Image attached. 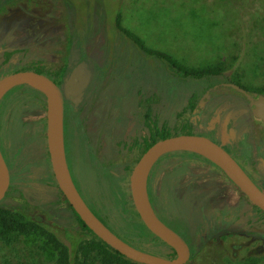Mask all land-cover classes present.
Segmentation results:
<instances>
[{
    "label": "rangeland",
    "instance_id": "obj_1",
    "mask_svg": "<svg viewBox=\"0 0 264 264\" xmlns=\"http://www.w3.org/2000/svg\"><path fill=\"white\" fill-rule=\"evenodd\" d=\"M66 1L72 6L69 12L73 18L70 25L72 35L79 42L80 39L88 40L85 43L88 61L85 65L82 63L80 69L92 71L93 65L107 66L120 60L119 69L111 73L112 78L106 79L111 82L96 86L97 91L100 89L99 92H102L99 94L101 99L96 100L94 153L101 165L112 167L109 172L114 173L115 177L109 178L100 167L97 172L90 166L82 165V169L77 168V173L74 172L73 162L78 146L69 143L66 145V156L72 179L77 183V177L81 188L94 201L96 209L113 231L121 233L124 224L129 222L139 233V241L144 243V239H148L156 243L131 209L128 215L120 213L114 202L115 193L120 192L121 196L124 190L128 193L130 168L124 179H119V176L123 175L124 164L129 163L131 167L134 163L129 146L138 130L134 125L140 120L138 101L140 96L145 99L153 94L151 98H154V106L150 119L171 125L185 102L182 99L179 102L180 96L203 84L175 83L178 80L176 77L168 82L170 76L167 73L151 61L144 60L143 94L136 96L133 94L136 85L127 88L124 82H119L116 93L117 96L121 95V104L114 107L111 93L116 90L113 88L116 79L131 61L133 63L128 73L134 72L136 59L139 63L142 57L138 58L139 53H136L130 41L114 32L113 21L117 18V25L144 48L169 56L181 68L195 72L218 69L226 77L242 78L240 81L245 85L264 90V0H58L56 5L50 0H34L21 8L15 6L0 12V42L13 38L9 45L22 49L18 54L20 58L55 62L56 50L61 48L56 39L61 35L66 38L70 33L65 22L68 16L64 5ZM55 15L56 20L53 19ZM73 54L74 51L71 52ZM12 55L18 57L14 53ZM2 58L0 56V61ZM96 70L98 74L102 73L100 69ZM213 83H222V80H213ZM138 86L141 87V84ZM170 90L171 95L166 94ZM43 115V108L27 98L23 89L14 93L2 123L5 144L9 148L15 146L17 135ZM119 116L131 124H114V119ZM43 145L41 143L40 148L32 143L31 148L36 152V149H43ZM236 152L241 153L238 150ZM241 154L239 156L246 159V155ZM41 170L38 165L31 168L28 178L22 177L24 185H20L19 193L11 191L0 207L10 209L26 205L33 216L68 247L89 238L78 229L56 189L36 181ZM112 188L115 189L113 195L110 192ZM154 191L155 194L158 191L156 186ZM162 192V196H156L159 212H164L166 217L176 215L182 219L194 218L188 206L172 203L170 191ZM181 193L177 191V194ZM196 193V189L191 190L192 197ZM206 193H209V197L215 195L221 198L226 205L240 204V232L236 236L221 235L214 248L194 254L188 264H252V260H255V264H264V223L259 222L260 215L223 178L215 180L210 190L201 192L202 195ZM80 194L89 205L85 194ZM133 238L130 239L134 241ZM141 246L149 249H143V252L160 256L152 251L151 246L145 243ZM0 264H53V260L43 240L12 235L8 241L0 239ZM93 264L102 263L96 261Z\"/></svg>",
    "mask_w": 264,
    "mask_h": 264
},
{
    "label": "flooded vegetation",
    "instance_id": "obj_2",
    "mask_svg": "<svg viewBox=\"0 0 264 264\" xmlns=\"http://www.w3.org/2000/svg\"><path fill=\"white\" fill-rule=\"evenodd\" d=\"M1 11L2 10H0V12ZM53 19L56 20L57 16ZM12 39L9 38L0 42V56L3 57L0 61V68L10 67L21 63L27 65V63L33 60L48 68V75H42L51 80L59 88L61 93L62 142L68 173L77 193L87 208L89 209L88 206L90 204L95 207L94 201L87 195V192L81 188L77 177V180L75 179V182L77 183H74L72 179L67 162L66 145L69 143H76L78 146L73 162V169H75L74 172L77 173V168L82 169L83 166H90L97 172L98 167L102 168V171H110L111 166L101 165L97 161L94 153L96 100L101 99V95L99 94L102 92H99L100 89L97 91L96 86L99 85V83L101 85L104 83L107 85L109 81L111 82V80L106 81V79L112 78L111 73L119 69L118 64H120V60H117L114 64L110 63L107 66L97 67L91 65L93 68L92 71L82 70L80 69V66L82 63L85 65L87 63L86 61H88L87 57H89L85 48V43L88 40L80 39L79 42V39L77 38H65L63 35L56 39L57 44H59L61 48L56 50L55 62H41L34 58L25 59L18 56L22 51L20 47L9 45V43L12 42ZM7 45L10 46V48H8ZM72 51H74L75 54L71 55ZM13 53L18 57L16 56L17 58H15V56L12 55ZM136 53L139 52L136 50ZM140 57H142V60L138 63V60L136 59L134 72L132 71V73H128V69L132 66L131 64L133 61L129 63V66H126L123 69L121 68L123 71H121L119 78L116 79L117 81L114 83L113 87L116 90H113V93H111L114 107L121 104V95L117 96L118 93H116V86L119 82H124L127 88L136 85L137 89L133 94L136 96L143 94L144 58L139 53L138 58ZM111 58L113 57L111 56ZM113 66L115 67L114 70H112ZM121 67H123V64ZM96 69H100L102 73L98 74ZM173 79L174 78L170 76L168 82ZM177 79L178 80H176L175 83L200 82L203 86H197V89L186 91L183 93L182 97L180 96L179 102L181 103V99L185 102L182 107L179 108V111L176 113V117L173 120V124L171 125L167 123H158L157 121L150 119V112L154 106V98H151L153 94L145 99L140 96L138 101L140 120L134 124L140 131L138 133L137 130L136 135L129 146V151H131L129 154L132 157V160L136 156V151L133 145L134 142L143 138L146 134L144 115L147 113L149 115L147 123L150 126L154 125L157 128L162 124H165L170 130H179L183 126L186 127L187 124H189L192 133H196L187 135L203 136L219 146L239 166L256 188L264 194V90L245 85L240 81L242 78L231 79L230 77H226L223 72H220L217 76L211 77L207 81L195 82L189 79ZM217 79H221L222 83L211 84V81H217ZM71 82L74 84L71 85ZM138 84H141V87H139ZM232 86L238 87L244 93L234 89ZM31 88L20 86L18 89L12 91L0 100V155L7 168L9 177L7 191L3 200L0 202H3L11 191L13 193H19L18 190L21 189L20 185H24L22 177L25 176L28 178V173L35 165L42 168L39 178H37L36 181L46 187L55 188L49 183L41 181V176L46 169V161L48 163L44 133L45 102L43 94L40 91L37 90V92ZM21 89L27 93V98H29L35 105H39L43 108L44 115L41 119H37L30 123L31 125L28 126L27 129L22 131L21 134H18L15 140V146L9 148L5 144V134L2 132L3 118L6 114V109H8V103L11 96ZM173 89L174 85L172 86V90ZM171 93L172 91L166 92L168 95H171ZM175 96L176 95H173V97ZM190 104L191 107L189 106ZM129 122V120H125V118L122 117H117L113 121L114 124L123 126L130 125L131 123ZM32 143L33 146H38L40 148L41 143H44L43 149H34L36 152H33L31 148ZM237 150L244 153L246 159H242L241 156H239L241 153L237 154ZM32 153L37 154L32 155ZM133 165L134 163L132 166ZM131 167L129 163L124 164V172L129 168L131 169ZM202 170H204V172ZM112 174L115 177V174ZM100 175L102 176V174ZM147 175L145 186L148 185L153 198L151 206L152 211L164 226L181 237L185 242L189 250V261L194 254L199 253L202 250L214 248V245L220 240L219 237L221 235L236 236L240 232L239 223L241 214L240 204L238 202L234 205H226L222 203L221 198L219 199L217 196L215 197V195L209 197V193H206V195L201 194V192L205 190H210L213 182L215 180L217 181L219 178L225 179V181L237 189L217 167L203 157L179 151L166 153L155 160L149 170V174ZM121 178L122 177L119 176V179ZM154 186H156L158 190L156 192L157 195L155 194ZM55 189L56 192H58L57 188ZM78 189L85 194L87 199H89V205L86 204ZM160 189L161 192L159 193ZM192 189L197 190L195 197L191 196ZM162 190L171 192L172 198H170L172 203L188 206L189 213L194 218L182 219L176 215L166 217L164 212H159L156 208V196H162ZM177 191H182V193L177 194ZM184 191H186V193H184ZM239 194L242 199L248 203L240 192ZM251 208L255 211V207L253 208L251 205ZM69 211L71 213V209ZM255 213L257 212L255 211ZM100 217L104 220L101 215ZM260 217L261 219H259V222L264 223L263 217L261 215ZM104 224L103 225L109 231L112 230L105 220ZM112 232L115 231L112 230ZM137 243L143 244L139 239L137 240ZM186 264H188V262Z\"/></svg>",
    "mask_w": 264,
    "mask_h": 264
},
{
    "label": "water",
    "instance_id": "obj_3",
    "mask_svg": "<svg viewBox=\"0 0 264 264\" xmlns=\"http://www.w3.org/2000/svg\"><path fill=\"white\" fill-rule=\"evenodd\" d=\"M22 84L28 86L34 84L36 86L34 89L44 96L45 145L49 170L57 190L83 225L98 240L126 260L136 264H186L189 260V250L185 242L156 218L147 201L146 176L155 160L163 154L188 151L200 155L217 167L250 205L264 213V194L256 188L226 152L203 136L179 134L158 140L147 147L131 167L127 178L129 200L138 219L152 236L172 250L174 257L166 259L126 244L93 215L71 181L63 150L59 88L47 77L37 72L16 71L0 78V98L10 88ZM232 87L244 93L238 87ZM8 184V171L0 155V201L5 196Z\"/></svg>",
    "mask_w": 264,
    "mask_h": 264
},
{
    "label": "trees",
    "instance_id": "obj_4",
    "mask_svg": "<svg viewBox=\"0 0 264 264\" xmlns=\"http://www.w3.org/2000/svg\"><path fill=\"white\" fill-rule=\"evenodd\" d=\"M34 0H0V10H3L4 8H9L11 6H17L20 7L23 5H26L28 2H32ZM36 1V0H35ZM52 4L56 5V2L58 0H50ZM65 5V11L67 10L68 16L65 18V22H67L69 27V34L66 36V38H74V36L71 33L70 25L73 22V18L69 16V12L71 9V4L67 1L64 2ZM56 9V6H55ZM56 18V15H55ZM113 27L114 32L119 34V37H123L124 39L130 41L132 45L135 47V49L143 56L144 60L151 61L154 65H156L158 68L162 69L163 72L167 73V75L173 77V78H179L180 80L189 79L191 81H207L213 76L219 75L220 71L218 69H212L202 72H195L191 71L185 68H181L178 65H176L169 56L156 52V51H150L144 48L141 43L132 37L129 33H127L125 30L120 28L117 25V18L113 21ZM24 64V65H23ZM16 64L10 67L0 68V77L4 76L5 74L12 73L13 71H34L40 74L48 75L47 67H44L43 65H40L37 61H31L27 63ZM20 86H27L31 88L30 86L26 84L14 86L7 90L0 98V100L4 97H6L9 93L12 91L18 89ZM34 91H37L34 88H31ZM38 92V91H37ZM191 107V104L189 105ZM148 114L145 113L144 119H145V127H146V134L143 138L138 139L134 142V148L136 151V156L133 158L134 163L139 158L141 153L149 147L152 143L179 134H193L190 125L187 124V128L183 126L179 130H170L165 124H162L159 128L156 126H150L148 121ZM186 128V129H185ZM178 152V151H177ZM184 153H190L195 156H200L193 152L188 151H179ZM170 153V152H169ZM201 157V156H200ZM46 169L44 173L41 176L42 182H47L51 186H55L52 175L49 171L48 163L46 161L45 163ZM107 171V176L109 178L114 177L111 172ZM128 174V169L123 173L121 176V179H124L126 175ZM149 174V172H148ZM148 176V175H147ZM146 176V177H147ZM146 188V196L147 201L149 203V206L151 208L153 203V198L151 196L150 190L148 185L145 186ZM115 189H111V195L112 192ZM59 192V191H58ZM123 192V193H122ZM120 195V192L115 193V205L120 213H123L125 215L129 214V210L131 209L134 213V215L137 217L136 213L134 212L128 193L124 190L122 191ZM59 195L61 199L63 200L64 204L67 206V208L70 210V207L67 205L66 201L62 197V195L59 192ZM2 202H0V205ZM90 211L104 224V220L100 217L98 211L94 207V205L90 204L89 206ZM26 205H22L18 208H1L0 207V239L3 241H8L10 239V236L12 235H20L25 237L34 238L38 241L43 240L44 245L48 246L51 252L53 264H93V262H101L102 264H136L131 261L126 260L122 256H120L118 253L112 251L109 247H107L104 243H102L100 240H98L79 220V218L71 211L72 217L74 219L75 224L77 225L78 229L84 233H86L89 238L84 240H79L75 245L74 243L70 244V246H66L64 243H62L51 231H49L43 224L39 222V220L33 216V213L30 212ZM254 208V207H253ZM152 209V208H151ZM255 211L263 217L264 221V214L254 208ZM138 218V217H137ZM130 219V217H129ZM125 223V222H124ZM142 224V223H141ZM105 225V224H104ZM106 226V225H105ZM143 226V225H142ZM107 227V226H106ZM108 228V227H107ZM144 228V226H143ZM109 229V228H108ZM145 229V228H144ZM121 233H115L112 232L115 236H117L119 239H121L126 244L143 251L149 250L141 244L137 243L136 241L140 239L139 233L136 232L129 222L124 224V227L121 229ZM146 230V229H145ZM146 232L152 237L156 243L152 242L151 240L144 239V243L148 246L152 247V251L159 253L161 257H164L166 259H172L174 257V254L170 248H168L166 245H164L162 242H160L158 239H156L154 236H152L147 230ZM133 238L134 241H132L130 238ZM141 240V239H140ZM143 243V244H144ZM252 264H255V260H252Z\"/></svg>",
    "mask_w": 264,
    "mask_h": 264
},
{
    "label": "bare ground",
    "instance_id": "obj_5",
    "mask_svg": "<svg viewBox=\"0 0 264 264\" xmlns=\"http://www.w3.org/2000/svg\"><path fill=\"white\" fill-rule=\"evenodd\" d=\"M30 86H32L33 88H36V86L34 84H29Z\"/></svg>",
    "mask_w": 264,
    "mask_h": 264
}]
</instances>
